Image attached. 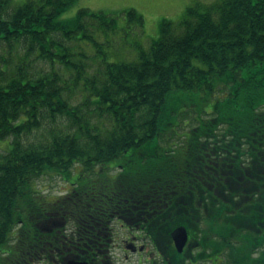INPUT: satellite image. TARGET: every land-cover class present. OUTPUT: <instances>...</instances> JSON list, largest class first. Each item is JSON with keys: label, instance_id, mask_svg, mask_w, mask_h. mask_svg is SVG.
<instances>
[{"label": "trees", "instance_id": "obj_1", "mask_svg": "<svg viewBox=\"0 0 264 264\" xmlns=\"http://www.w3.org/2000/svg\"><path fill=\"white\" fill-rule=\"evenodd\" d=\"M76 1L0 0V264L142 196L150 231L264 264V0L187 7L148 47L133 9L59 20ZM76 166L84 185L37 190Z\"/></svg>", "mask_w": 264, "mask_h": 264}, {"label": "flooded vegetation", "instance_id": "obj_2", "mask_svg": "<svg viewBox=\"0 0 264 264\" xmlns=\"http://www.w3.org/2000/svg\"><path fill=\"white\" fill-rule=\"evenodd\" d=\"M143 200V196L132 199L124 212L113 215L101 208L97 213L112 217L102 232L91 226L90 219L74 229L63 220L49 224L45 230L50 234L37 251L16 252L7 264H226L225 252L205 248L187 229L185 238L182 230L176 233L182 226L157 225L150 231L153 221L147 217L148 204Z\"/></svg>", "mask_w": 264, "mask_h": 264}, {"label": "rangeland", "instance_id": "obj_3", "mask_svg": "<svg viewBox=\"0 0 264 264\" xmlns=\"http://www.w3.org/2000/svg\"><path fill=\"white\" fill-rule=\"evenodd\" d=\"M23 2L24 0H17ZM217 0H77L72 6L58 16L59 20H68L73 18L80 9H88L91 11H102L104 13H120L129 9L135 10L143 17L144 27L140 40L145 47H148L152 41H156L160 36V23L162 20L178 22L187 7L195 4H211ZM188 127L183 130L179 129L181 135L186 132ZM176 140V138H172ZM0 147H4L0 144ZM117 164L112 162L110 166ZM80 166H76L71 171V176H64L71 182H76L82 186L87 182V177L78 174ZM118 169L114 168L112 174ZM101 171L98 167L94 172L87 173V176L94 177L95 172ZM81 175V177H79ZM55 172H49L35 181L38 191H41L47 198L55 199L62 197L65 190L72 187L67 180Z\"/></svg>", "mask_w": 264, "mask_h": 264}, {"label": "water", "instance_id": "obj_4", "mask_svg": "<svg viewBox=\"0 0 264 264\" xmlns=\"http://www.w3.org/2000/svg\"><path fill=\"white\" fill-rule=\"evenodd\" d=\"M182 230V232H180V234L185 238L186 237V232L184 231V229H178L177 233Z\"/></svg>", "mask_w": 264, "mask_h": 264}]
</instances>
